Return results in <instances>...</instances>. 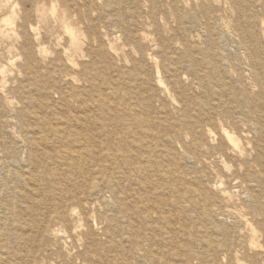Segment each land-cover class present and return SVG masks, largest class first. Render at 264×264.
<instances>
[{
  "label": "bare ground",
  "instance_id": "obj_1",
  "mask_svg": "<svg viewBox=\"0 0 264 264\" xmlns=\"http://www.w3.org/2000/svg\"><path fill=\"white\" fill-rule=\"evenodd\" d=\"M82 1L87 13L102 7ZM229 1L223 4L237 11V49L243 55L236 67L226 57L221 65L213 50L216 24L209 18L228 27L213 6L220 1L192 0L191 11L182 14L174 0L183 42L203 24L198 36L209 41L199 50L201 62L187 46L180 60L169 58L166 81L157 52L138 47L122 74L126 82L110 85L111 70L98 62L116 54L115 40L100 37L90 13L83 19L72 12L79 0H0V37L18 44L16 77L23 74L40 95L57 84L67 90V115L53 126L34 116L41 134L24 141L32 145L26 159L11 161L39 175L25 170L27 178H4L29 190L17 191L19 207L8 204L24 219L4 232L10 245L0 252L43 251L52 264H264V19L254 11V0ZM112 11L107 4L105 13ZM115 21L125 41L136 44L129 25ZM51 37L54 56L48 61L43 40ZM161 53L168 58L165 48ZM149 62L162 97L149 83ZM187 70L200 92L180 86ZM5 74L0 69L1 83ZM243 75L258 89L256 96L232 82H242ZM3 88L0 95L12 110ZM179 101L180 112L169 113L166 106Z\"/></svg>",
  "mask_w": 264,
  "mask_h": 264
},
{
  "label": "rangeland",
  "instance_id": "obj_2",
  "mask_svg": "<svg viewBox=\"0 0 264 264\" xmlns=\"http://www.w3.org/2000/svg\"><path fill=\"white\" fill-rule=\"evenodd\" d=\"M95 1L100 5L99 7H102H91L89 13L93 22L92 27L97 28V32L100 37H103V34H107L109 35V39H114V45L117 49L116 54L109 55L105 63H101L100 61L98 62L99 67L103 69L104 67H106L111 70L109 75L106 76L105 74L106 77L112 80L111 82H109L110 85L118 79L122 83L126 82V77L122 76V74L126 70H129V67H131L132 63L136 60V57L134 56V51L135 49L137 50L138 47L145 53L157 52L155 54L159 56L158 64L160 65V68L163 71L166 81L170 80L171 72L169 71L171 70V66H173L172 62L169 61V58H177L180 60L183 57L186 49L188 48L187 46H189L194 61L196 63H199L201 62L202 58L199 50L208 48V36H198L203 31V24L201 22L199 23V25L196 26L197 29L195 28L197 31H199V33H194V30L191 31L190 34H188L187 36V41L183 42L182 37L180 36V31H178L174 19V0ZM219 1V3L215 2L213 6L220 10L219 14L222 16V19L228 27L222 29L220 27L221 22L219 20L216 19L215 22L212 18H209V23L211 26H214L216 24L214 27L215 34L213 50L216 51V54L218 55V60L220 61L221 65L223 64L222 59H225L224 57H226L230 65L236 67V64H240L242 62L243 57L242 53H240L237 49L239 39V32H237L239 28L236 26L235 23L237 11L229 3H226V5L223 4L224 0ZM235 1L237 2L238 0ZM254 2L256 4V9L254 11L263 20L264 0H254ZM107 4L112 6V14L105 13V7ZM178 6L181 9L182 14H186L191 8H193V3L192 0H179ZM26 8H28L27 5ZM87 10L88 8L83 5V1L79 0V8L77 10H72V12H74V14L78 15L80 18L84 19L89 14L87 13ZM194 11H198V9L194 8ZM108 15H111L112 20L115 23H109L107 21L106 16ZM1 18H3V15L0 16V19ZM115 19L122 20L123 22L129 25L130 31L133 33V36L136 37V44H132L131 40L125 41L126 36L119 29ZM56 35L57 33L55 31L53 37H55ZM53 37L46 38L43 40V46L46 49L48 61L52 60L54 56V49L52 46V41L54 39ZM82 38L83 40H86L84 39V37ZM259 38H262V40L264 41V36L260 35ZM164 48L165 51H168L169 53L167 54V59H165L164 54L161 53ZM18 53L19 50L17 43H12L11 41L0 37V69L4 68V70L6 71L4 80L2 83L0 82V85L2 84L4 87L3 90L5 89L3 95H6V97L13 102L14 107L12 110L11 108H7L4 103L3 96L0 95V246H2L3 244L10 245V242L7 241L6 238H4V232L8 229H14L16 222L15 220H19V218L21 220L24 219L21 213H19L18 218L17 208H14L12 211V206L10 207L8 206V204L13 205V207H19L20 201L15 199L17 191L23 194L24 191L27 193L29 188L25 187L23 190L17 189V187L19 186L17 182L12 180L6 181L4 178H6V176L10 178V174L12 173L14 176L20 175L22 173L27 178L28 174L26 176V172L24 173V171H33L32 168L21 170L19 169L21 165L14 167L11 161L14 158L26 159L29 153V149L30 151L32 150V145H29L26 142L24 143V141H26L28 137H31L32 133H36V135L41 134L39 128L40 125L33 121L34 116L42 118V120L45 121V125L53 126L55 120L62 119L63 116L67 115L65 110L66 102L64 98L67 90L64 85V87L60 84L52 86L49 90L46 91V94L40 95L36 88L32 85V83L29 82L23 74L16 77V70L18 69L17 67L21 62ZM12 59H14V64L8 67L7 63L10 62V60ZM15 60L17 62H15ZM147 65L149 66V74H151L149 78V83L151 85H154V94L158 97H162L160 90L155 87L154 76L150 62L147 63ZM202 69L203 68H199L198 70L201 71ZM102 73L104 72L102 71ZM183 74H185L184 80L183 84L180 86L187 87L188 90L190 92H193L194 94L195 92H200L196 85L197 81L193 77V75L188 70L183 72L182 75ZM46 75L47 73L43 72V75L41 76L45 77ZM37 82H40V80ZM226 82H229V80L226 79ZM232 82H234L237 87L241 85H245L247 88L250 87L252 91L251 93L254 96L258 94V89H256V87L253 88L249 85V81L247 80V77L245 75H243L242 82ZM49 86L50 85H47L48 88ZM125 90L127 91V88H125ZM126 91H124V94L126 93ZM205 91L208 94V90L203 89V92ZM107 92L108 91L102 93L108 95ZM130 95L133 96V93H129V96ZM95 99L96 98H94L93 100ZM108 102L110 103L109 100H106L107 104ZM182 106L183 103L179 101L178 105H168L166 107L169 113L176 115L180 112ZM87 107V110L91 109V105ZM72 108L74 109L75 106ZM54 111L57 113L53 115ZM69 114L72 116L75 115L74 112L70 111ZM89 114L90 113H87L86 116L89 117ZM10 116L13 119H11ZM93 119H95L94 115ZM106 124H108L109 127L112 126L111 122H107ZM13 131L15 132V134ZM35 152H37L36 149ZM41 152L42 154H44V151ZM38 172L40 173L41 171ZM32 174L36 177L39 175L35 172H32ZM21 178L22 175L18 177L17 181H19ZM10 191L13 194H10ZM6 198L7 201H5ZM9 252V250H1V264H52L53 262V258L43 251L29 253L27 256L26 253L16 252L14 254H9ZM12 255L14 256L12 257ZM129 264L135 263L129 262ZM190 264L194 263L192 262Z\"/></svg>",
  "mask_w": 264,
  "mask_h": 264
}]
</instances>
